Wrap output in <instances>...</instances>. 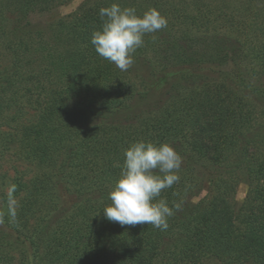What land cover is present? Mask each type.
Segmentation results:
<instances>
[{
	"label": "trees",
	"instance_id": "obj_1",
	"mask_svg": "<svg viewBox=\"0 0 264 264\" xmlns=\"http://www.w3.org/2000/svg\"><path fill=\"white\" fill-rule=\"evenodd\" d=\"M112 3L168 22L127 71L90 42ZM142 62L162 87L136 106ZM1 130L35 173L0 209V264H264V0H0ZM139 140L183 158L164 231L103 213ZM239 174L254 183L227 202Z\"/></svg>",
	"mask_w": 264,
	"mask_h": 264
},
{
	"label": "clouds",
	"instance_id": "obj_2",
	"mask_svg": "<svg viewBox=\"0 0 264 264\" xmlns=\"http://www.w3.org/2000/svg\"><path fill=\"white\" fill-rule=\"evenodd\" d=\"M99 16L101 27L90 42L100 57L121 71L134 65L133 55L144 46V37L167 28L168 23L157 9L138 15L135 7L119 3L101 8ZM123 155L120 176L108 194L111 204L103 210L105 218L121 226L148 224L167 230L174 212L166 200L157 198L179 182L183 158L170 144L144 140L130 144Z\"/></svg>",
	"mask_w": 264,
	"mask_h": 264
},
{
	"label": "rangeland",
	"instance_id": "obj_3",
	"mask_svg": "<svg viewBox=\"0 0 264 264\" xmlns=\"http://www.w3.org/2000/svg\"><path fill=\"white\" fill-rule=\"evenodd\" d=\"M77 3L79 2H73L67 6H64L63 8L61 7L62 9L60 8L58 10L60 13L57 12L58 15L71 13L77 6ZM139 68L140 71L134 72L135 75L137 72L136 76L131 75L134 87L133 93L136 95L133 102L134 105L136 104V106H141L143 101H147L152 93L156 92L158 94V91H160V88L162 87L159 83L162 75L160 72L149 70L150 68L147 69L145 63L143 62L140 64ZM141 97H144V99ZM24 107L26 108V106ZM26 110L28 115L32 113L30 109L26 108ZM11 134L12 131L10 130L0 131V209H4V201L11 197L10 184L13 178L17 176V172L24 174L23 180L26 182L31 180L35 173L33 167L27 166L25 161L18 157L15 144H11V142L4 138V136ZM225 181L228 183L224 185L228 186L225 188L226 191L230 190L228 194H225L222 190L225 200H227V202H235L238 204L244 202L249 191V183H254L252 178L250 180L244 174H239V176L232 178H226ZM24 262L25 261L22 255H20L18 252L14 253L13 264H25Z\"/></svg>",
	"mask_w": 264,
	"mask_h": 264
}]
</instances>
